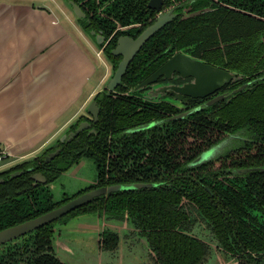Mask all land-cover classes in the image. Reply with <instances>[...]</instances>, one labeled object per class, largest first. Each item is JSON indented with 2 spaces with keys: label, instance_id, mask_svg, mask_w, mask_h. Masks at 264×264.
<instances>
[{
  "label": "flooded vegetation",
  "instance_id": "flooded-vegetation-1",
  "mask_svg": "<svg viewBox=\"0 0 264 264\" xmlns=\"http://www.w3.org/2000/svg\"><path fill=\"white\" fill-rule=\"evenodd\" d=\"M58 1L62 3V0ZM149 9L154 11L153 16L133 37L157 19L160 11ZM161 11H172L175 16L146 42L178 17L174 4L166 5V0H162ZM192 13L188 8H184L179 17L186 18ZM113 35L114 33L105 38L101 48L95 45L94 36H89V39L103 55V48ZM179 52L191 56L181 50H174L167 59ZM112 56L118 61L110 62L103 56L110 67V72L106 73L103 82L112 75L121 59L120 56ZM133 59L127 65L116 89L126 79L128 71L137 66L130 67ZM167 59L162 62H148L150 69L146 73L138 71L139 81L136 84L128 90L117 91L119 94L133 95L136 103L140 105L145 104V101L168 103L155 107L158 114H154L150 120L137 121L124 128L125 135L130 139L128 150L124 152L127 155L124 156L121 152L122 146L116 148L112 145L111 136L107 134L105 145L108 149L100 159L103 170L97 167L96 160L89 156L94 160L95 179L72 194L62 193L57 200L52 196L55 204L47 211L90 190L114 185L123 186L93 195L86 202L50 222L53 223L51 245L55 257L60 262L64 261L53 244L57 231L55 226L81 215L95 214L100 221L96 225H101L97 252L99 256L106 254L105 260L101 258L99 264H110L114 258L121 263V259L131 263L134 261L131 258L133 254H136L138 259L135 264H189L190 242H200L204 249L198 264H204L213 252L216 264H264V106L256 104V100L247 96L250 106L246 110L249 112L246 132L243 129L237 131L243 127L242 123L238 125L231 121V115L239 114L241 108L237 103L233 106L234 99L246 92L249 96L257 95L251 92L255 86V77L239 73L227 65L198 58L201 63L233 73L234 76L217 88L204 89L202 95H189L175 90L156 92V89L163 85L180 87L195 80L194 76L182 75L178 70H173L168 75L162 74L155 81L136 88L165 64ZM259 78L257 82L264 83L263 77ZM100 86L93 96L100 90ZM105 91L107 93L106 89ZM85 108L71 123L77 120L76 126L67 131H74L81 121H87L90 125L70 140L84 131L92 137L98 134L93 127L96 122L85 112ZM256 115L262 117L261 123L255 122ZM197 117L200 119L197 120ZM257 131H261L258 137ZM56 149L59 150L58 147H53L48 153ZM48 153L44 155L45 162ZM203 154L205 156L198 160ZM84 157L88 156L82 155L74 164ZM13 172H20L17 175L19 176L23 170H14L10 175ZM36 172L39 171L32 172L30 176ZM31 180L33 185L39 184L38 181L32 178ZM132 184L136 186L130 187ZM115 194L137 200L150 197V213L146 212V206L140 204L133 215L126 204L122 206L116 202ZM64 198L67 199L63 200ZM16 258L14 264H27L29 252Z\"/></svg>",
  "mask_w": 264,
  "mask_h": 264
},
{
  "label": "trees",
  "instance_id": "trees-1",
  "mask_svg": "<svg viewBox=\"0 0 264 264\" xmlns=\"http://www.w3.org/2000/svg\"><path fill=\"white\" fill-rule=\"evenodd\" d=\"M73 1L81 3L86 13L85 19L79 20L84 32L94 30L101 32L105 38L114 33L103 48V55L110 62L118 61L111 55L116 37L120 34L135 36L154 14L147 7V0ZM171 3L174 4L178 17L146 42L130 67L137 66L128 71L124 82L110 94L103 90L94 95L100 108L98 121L93 124L98 131L97 136L81 132L69 142L59 143L58 155L48 162H45L44 155L53 147H47L37 156L0 171V176L4 178L0 183V229L50 209L55 203L49 183L76 163L82 155L93 157L97 167L101 168L100 159L108 149L105 145L107 134L111 136L112 145L116 148L122 146L123 154L128 150L130 139L125 135L124 128L137 121L150 120L154 114H158L155 107L168 103L145 101V104L140 105L133 95H123L117 91L128 90L139 81L138 71L146 73L150 69L148 62H162L174 50H181L207 62L224 64L239 73L255 77V86L251 92L257 95L249 96L248 92L239 95L234 99L233 106L237 103L241 107L240 112L236 116L231 115L232 122L243 124L237 131H247L249 112L246 110L250 106L247 96L256 100V104L264 106V83L257 82L259 76L264 80V0H166V5ZM184 8H188L189 12H200L181 19L179 15ZM139 24L143 25L138 26ZM101 47L102 44L98 45V48ZM198 119L200 118L197 117ZM76 122L77 120L69 128H74ZM255 122L261 123L262 117L256 115ZM259 134L261 131L256 132V137ZM18 169L23 170V173L10 177V173ZM35 171L46 177L45 184H32L30 174ZM115 195L116 202L122 206L126 204L133 215L140 204L146 206V212L150 213V197L137 200L128 199L126 195ZM52 225L53 223H49L22 238L0 245V264H14L16 256H22L25 252H29L27 264H66L54 255L51 245ZM203 254L200 242H190L189 264H198Z\"/></svg>",
  "mask_w": 264,
  "mask_h": 264
},
{
  "label": "crops",
  "instance_id": "crops-1",
  "mask_svg": "<svg viewBox=\"0 0 264 264\" xmlns=\"http://www.w3.org/2000/svg\"><path fill=\"white\" fill-rule=\"evenodd\" d=\"M48 1L0 0V170L50 145L106 75L72 13Z\"/></svg>",
  "mask_w": 264,
  "mask_h": 264
},
{
  "label": "water",
  "instance_id": "water-1",
  "mask_svg": "<svg viewBox=\"0 0 264 264\" xmlns=\"http://www.w3.org/2000/svg\"><path fill=\"white\" fill-rule=\"evenodd\" d=\"M62 2L72 13V15L75 18V21L81 28L79 20H84L86 17V13L82 8V4L77 3L73 0H62ZM147 6L148 8H152L157 11H160L157 19L153 23L145 27L136 37L127 34H122L118 36L116 40V45L111 50V54L114 56H120L121 59L119 60V63L116 69L113 71L112 75L107 80L104 81V84L99 91H103L105 89L107 90V93L114 91L118 86V84L120 83L121 78L125 73L127 65L129 64V62H131V60L133 59L135 54L139 51V49L142 47V45L148 40V38H150L156 31H158L162 26L168 23L175 16V14L172 11H168V12L161 11L162 0H148ZM198 12L200 11L193 13H198ZM82 31L84 32L83 29ZM84 33L88 38H90L89 36H94V42L97 47L98 45L102 44L105 40V37L102 35L101 32H95L94 30H90L88 33L86 32ZM165 62L166 63L163 64L160 68H158L152 75H150L147 79H145L143 82L138 84L136 88L142 87L150 82L155 81L158 78V76L162 74L168 75V73H171L173 70H178L183 73L182 75L194 76L195 80L191 83L184 84L180 87L163 85L158 87L156 89V92H174L175 90L177 92L180 91L181 93L189 94V95H194V94L202 95L201 93H203L204 89L208 87L217 88L221 84L226 82L229 78L234 76L233 73L220 70L216 67L205 65L201 63L202 61L199 60L198 58L193 56H188L180 52L175 53ZM194 92H199V93H194ZM85 112L92 117L94 122H97L99 115V107L96 101L94 100V96L87 104L85 108ZM89 125H90L89 122L81 121L78 127L74 131L72 130L67 131L69 129V127H67L47 147H55V148L58 147L59 143H62L64 141H69L71 137L75 136L76 133L87 128ZM58 153H59L58 149L48 153V155H46L45 158L46 162L53 159L55 156L58 155ZM204 156L205 154H203L200 158H198V160L202 159ZM5 169H2L0 171H3ZM28 169L30 170V168ZM19 173L20 172H13L10 176L15 177ZM30 177L35 181H38L39 183L46 182L45 177L40 172H36L32 174ZM2 181L3 178L0 177V183ZM132 186H136V185L132 184L130 187ZM122 187L123 186L114 185L108 188L101 187L98 189L84 192L62 203L58 207L51 209L50 211L29 218L22 222L13 224L11 226L2 228L0 229V245L5 244L6 242H9L11 240H14L19 236L25 235L26 233L33 231L38 227H41L56 220L60 216L64 215L65 213L69 212L70 210L74 209L75 207L89 200L93 195H97L99 193H103L110 190L120 189Z\"/></svg>",
  "mask_w": 264,
  "mask_h": 264
},
{
  "label": "rangeland",
  "instance_id": "rangeland-1",
  "mask_svg": "<svg viewBox=\"0 0 264 264\" xmlns=\"http://www.w3.org/2000/svg\"><path fill=\"white\" fill-rule=\"evenodd\" d=\"M49 2L52 3L53 1L49 0ZM55 2L58 4V1L55 0ZM85 37L87 38L86 42L93 45L92 41L86 35ZM92 52L98 62L102 64V73L105 72L106 74L110 72V67L99 50L94 47ZM107 67H109V71ZM103 84L104 82L101 84L100 89ZM0 166H2L1 162ZM95 177L96 168L94 160L90 157H84L77 164L72 165L68 170L62 172L56 180L49 184V187L54 199L57 200L64 192L72 194L74 191L88 186ZM97 218L95 214L81 215L70 219L65 224H57L55 226L57 231L54 234L53 244L60 258L66 264H99L98 262L101 258L103 261L105 260L106 254L99 256L96 248L97 238L101 231V225H96L100 222ZM131 258L134 259L131 263L123 259H121V263L118 259L114 258L110 264H135L138 261L136 254H133ZM215 259L216 257L213 252L204 264H216Z\"/></svg>",
  "mask_w": 264,
  "mask_h": 264
},
{
  "label": "built area",
  "instance_id": "built-area-1",
  "mask_svg": "<svg viewBox=\"0 0 264 264\" xmlns=\"http://www.w3.org/2000/svg\"><path fill=\"white\" fill-rule=\"evenodd\" d=\"M7 159L6 151L3 147H0V162L3 163Z\"/></svg>",
  "mask_w": 264,
  "mask_h": 264
}]
</instances>
